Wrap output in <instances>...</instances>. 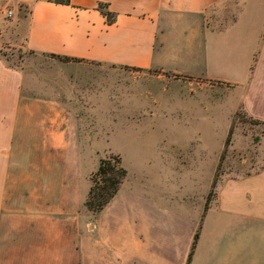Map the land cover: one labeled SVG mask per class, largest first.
Returning a JSON list of instances; mask_svg holds the SVG:
<instances>
[{
    "label": "crops",
    "instance_id": "crops-1",
    "mask_svg": "<svg viewBox=\"0 0 264 264\" xmlns=\"http://www.w3.org/2000/svg\"><path fill=\"white\" fill-rule=\"evenodd\" d=\"M226 1L29 0L27 13L13 16L9 40L24 56L12 65L0 53V264H264V158L250 173L224 175L212 197L216 169L207 184L196 179L179 194L170 172L132 180L127 170L98 211L87 199L99 163L80 185L81 143L96 131L95 111L133 102L130 94L140 102L142 83L191 96L221 86L213 80L241 85L234 112L262 119L254 111L264 108V32L249 53L255 24L241 20L248 0L222 26L208 13ZM257 9L264 24V0ZM237 27L248 33L219 38ZM96 153L99 162L116 154Z\"/></svg>",
    "mask_w": 264,
    "mask_h": 264
},
{
    "label": "rangeland",
    "instance_id": "rangeland-1",
    "mask_svg": "<svg viewBox=\"0 0 264 264\" xmlns=\"http://www.w3.org/2000/svg\"><path fill=\"white\" fill-rule=\"evenodd\" d=\"M241 1L228 0L224 5L210 7L208 13L216 16L214 22L217 25L228 24L237 18ZM259 1L248 0L249 9L242 11L241 20L252 19L255 24L249 53L260 49L264 32L257 9ZM28 5L29 0H0V53L12 65L20 63L24 51L9 40L10 34L14 35L10 21L13 16H24ZM9 8L14 9L11 16L6 13ZM243 33H248V30L237 27L219 38L226 41L238 39ZM257 56L252 55L250 62L256 61ZM243 75L226 73L230 79H240ZM211 82L221 86L205 88L197 96L181 94L174 88L166 89L162 81L145 82L140 84L139 91H134L145 92L140 95V102L130 94L133 102L125 101L121 107L114 102L112 110H96V131L92 127L91 137L81 143L86 147V156L81 159L82 190L86 184V173L100 163L97 150L120 153L127 175L132 180L144 170L157 174L161 171L166 175L170 172L175 177L178 194L194 184L196 179L199 184H207L216 169V181L210 193L212 197L216 184L224 175L239 176L258 169L264 158V135L260 145L256 137L263 134L264 122H256L243 109L234 112L245 93L243 86L226 88L222 87L226 83ZM128 85L130 88L136 86L134 83ZM153 98L158 101L154 103ZM137 103L141 106L138 111L140 117L132 118V108ZM254 112L261 115L256 117L264 119V108ZM229 135L231 140L227 143ZM97 181L103 183L102 176H98Z\"/></svg>",
    "mask_w": 264,
    "mask_h": 264
},
{
    "label": "trees",
    "instance_id": "trees-1",
    "mask_svg": "<svg viewBox=\"0 0 264 264\" xmlns=\"http://www.w3.org/2000/svg\"><path fill=\"white\" fill-rule=\"evenodd\" d=\"M61 3H69L70 0H55ZM100 8L102 12L107 16L109 22H113L115 13L111 11L105 3H100ZM59 57L69 60L71 57L69 56H61ZM253 120L256 122H264V120L255 118L251 116ZM259 140V137H256V140ZM230 135L227 138V143L230 142ZM127 169L122 163V157L120 154H111L109 156L102 157L100 159L99 166L97 170L92 175L93 184L89 191V196L87 199V205L90 209L94 211H98L102 209L110 199L115 195L118 191L120 185L124 181L126 177ZM102 176L103 183L99 184L97 181V177ZM198 233L196 234L195 242L197 240Z\"/></svg>",
    "mask_w": 264,
    "mask_h": 264
},
{
    "label": "built area",
    "instance_id": "built-area-1",
    "mask_svg": "<svg viewBox=\"0 0 264 264\" xmlns=\"http://www.w3.org/2000/svg\"><path fill=\"white\" fill-rule=\"evenodd\" d=\"M6 13H7V15H10L11 16V15L14 14V9L9 8V9H7Z\"/></svg>",
    "mask_w": 264,
    "mask_h": 264
}]
</instances>
